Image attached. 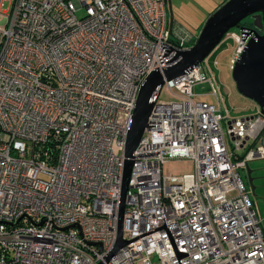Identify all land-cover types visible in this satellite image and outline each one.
<instances>
[{
  "label": "built area",
  "instance_id": "2783aa9c",
  "mask_svg": "<svg viewBox=\"0 0 264 264\" xmlns=\"http://www.w3.org/2000/svg\"><path fill=\"white\" fill-rule=\"evenodd\" d=\"M196 38L167 0H0V264H264L240 172L264 159V115L231 118L210 56L151 98L117 248L139 91ZM178 159L193 171L165 174Z\"/></svg>",
  "mask_w": 264,
  "mask_h": 264
},
{
  "label": "water",
  "instance_id": "95a60500",
  "mask_svg": "<svg viewBox=\"0 0 264 264\" xmlns=\"http://www.w3.org/2000/svg\"><path fill=\"white\" fill-rule=\"evenodd\" d=\"M168 9L172 28L175 15L171 0H168ZM248 17L254 19L253 26H242V21ZM232 28L239 29L244 39H248L243 52L233 65L232 75L236 88L244 97L256 102L264 115V0H225L205 20L194 45L187 50H177L171 59L172 64L162 72H151L141 86L124 149L117 248L128 243L121 240L125 198L134 164L133 154L148 128V119L154 107L151 102L153 94L161 91L165 80L184 75L210 56ZM246 169L249 181L252 182V170L249 166ZM252 190H255L254 186Z\"/></svg>",
  "mask_w": 264,
  "mask_h": 264
},
{
  "label": "rangeland",
  "instance_id": "374dc122",
  "mask_svg": "<svg viewBox=\"0 0 264 264\" xmlns=\"http://www.w3.org/2000/svg\"><path fill=\"white\" fill-rule=\"evenodd\" d=\"M225 0H184V5L181 7L182 15H185V21L192 27H195V37L198 35L203 27L205 20L209 14L214 11ZM180 7L178 0H172V7ZM9 6L8 1H3L1 5L2 10H6ZM169 10V9H168ZM176 12V11H174ZM85 14V10H79L77 15L79 17ZM247 19V18H246ZM202 24V25H201ZM201 25V26H200ZM240 30L232 28L226 35L220 45L212 52L210 57L214 59V71L217 76V81L220 86L221 95H223L229 110L231 118H243L257 114L259 106L251 99L244 97L240 94L236 88L233 79V59L236 50V42L232 37V34H239ZM196 38V40H197ZM195 93L200 100H206L210 103H215L216 99L210 93V89L207 84H198L195 87ZM160 98L163 100H176L177 97L169 92L166 88H163L160 93ZM246 152V148L235 152L234 159H238L239 156H243ZM250 170H252V182L249 181L247 169H241V176L245 182L247 192L251 200L254 203V207L259 215L264 217V159H256L248 164ZM193 171V162L187 159L171 160L164 164L165 174L181 175L183 173H189ZM252 186L255 190H252Z\"/></svg>",
  "mask_w": 264,
  "mask_h": 264
},
{
  "label": "flooded vegetation",
  "instance_id": "af4514ba",
  "mask_svg": "<svg viewBox=\"0 0 264 264\" xmlns=\"http://www.w3.org/2000/svg\"><path fill=\"white\" fill-rule=\"evenodd\" d=\"M168 1V0H167ZM172 1V0H171ZM180 2V7L178 6V4L176 6H174V15H175V20L178 21L179 23H181L182 25H184L187 29H189L187 27V24L186 21H185V13L184 15H182L181 13V7L184 5V0H178ZM253 22H254V19H252V17H248L247 19H245L244 21H242V26H245V27H252L253 26ZM187 24V25H186ZM190 30V29H189Z\"/></svg>",
  "mask_w": 264,
  "mask_h": 264
},
{
  "label": "trees",
  "instance_id": "16d2710c",
  "mask_svg": "<svg viewBox=\"0 0 264 264\" xmlns=\"http://www.w3.org/2000/svg\"><path fill=\"white\" fill-rule=\"evenodd\" d=\"M220 5H221V4H220ZM212 12H213V11H212ZM212 12H211V13H212ZM211 13H210V14H211ZM210 14H209V15H210ZM186 25H187V24H186ZM201 25H202V24H201ZM201 25H200V26H201ZM187 27H188L191 31H193V32L195 33V29H196L195 27H192V26H190V25H187Z\"/></svg>",
  "mask_w": 264,
  "mask_h": 264
},
{
  "label": "bare ground",
  "instance_id": "6f19581e",
  "mask_svg": "<svg viewBox=\"0 0 264 264\" xmlns=\"http://www.w3.org/2000/svg\"><path fill=\"white\" fill-rule=\"evenodd\" d=\"M260 108V107H259Z\"/></svg>",
  "mask_w": 264,
  "mask_h": 264
}]
</instances>
